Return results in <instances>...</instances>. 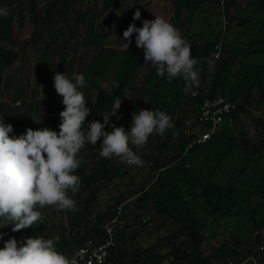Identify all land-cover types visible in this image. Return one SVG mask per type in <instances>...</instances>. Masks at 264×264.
Instances as JSON below:
<instances>
[{"label": "trees", "instance_id": "1", "mask_svg": "<svg viewBox=\"0 0 264 264\" xmlns=\"http://www.w3.org/2000/svg\"><path fill=\"white\" fill-rule=\"evenodd\" d=\"M39 1L28 0L30 13H32V30L24 43L40 42L44 44L43 50L39 52L41 67L48 64L49 52L55 49L59 51V58L53 71L58 70L65 63L67 65L66 75L70 78L73 74L84 75L86 85L80 91L84 93L87 106L91 109L90 115L86 118L87 122L95 119L103 123V116H111L112 105L119 97L122 100L119 110H122L124 115L131 117L130 123L126 125L127 130L132 122V114L140 109L167 112L172 118L174 127L168 130L164 136L156 134L150 136L147 143L140 148L141 152L133 147V150L144 160V164L148 166L152 175L144 183L135 186L127 193L118 194L112 204H107L105 207L96 202L99 190L97 182H111L116 178H121L128 170L126 164L121 163L118 158L109 159L99 155L102 139L95 146L89 145L86 153L80 157L82 163L75 173L81 178L80 189L72 197L76 201L78 210H65L64 212L58 211L55 207L46 206L41 209V220L32 228L12 232L9 225L0 229V232L4 233L3 240L15 238L18 242H22L28 237L38 236L53 239L58 236L60 240L58 239L56 244L57 249L69 257L84 240L94 239L101 242L106 238L103 229L104 221L112 218L125 200L133 196H138L142 200L153 196L152 208L155 214L161 218L160 223L170 227L175 224V227L172 226L169 233L157 239L153 244L145 248L132 246L130 252L127 253L125 250L129 247L127 242L133 239H127L126 231L131 225L128 221L123 231L116 235V245L110 248L108 260L111 264L218 263L229 259L239 260L255 254L258 249L254 247L263 245L264 242V235L260 232L254 236L247 235L244 240L235 237V241L242 244L240 249L224 241L219 245L218 253L204 255L199 247L202 240L207 238L209 226L206 221L201 222L195 219L187 209L192 202L203 200L210 207V214L213 215L215 221L226 220L231 226L233 219H254L250 210L244 208V204L248 203L255 194L264 196V177L261 186L247 190V195L240 198L242 202L237 199L240 189L236 182L251 160L261 157V151L264 148V119L258 120L254 117V111H251L254 119L253 126L256 128L255 132L260 136V140L255 143H251L249 138L242 140L247 158L243 167L239 169V173L232 180L223 183L213 176L222 157H218L216 164L208 171L207 176H204L201 170L195 172L191 168L188 169L186 164H181V159L185 155L197 146L209 144L210 139L218 141L223 136L228 137L232 126L223 125L206 141L207 143H192L198 136V132L192 131V129L196 125L206 129L209 123L198 120V114H196L195 121L187 127L182 117L177 113L179 106L172 101L171 95L184 89L185 82L182 78L173 79L169 83L166 77L157 76L155 69L151 67L145 74L143 83L136 88L137 93L134 100L130 102L131 99L127 92L133 87L138 70L144 60V54L143 50L138 48L135 43L130 44L128 49L106 45V28L108 25L117 23L116 13L113 10L95 22L97 11L89 7V0H41L43 3L40 4ZM96 1L94 0V3ZM115 1L104 0L103 2L105 7H109ZM236 1H227L222 14L225 17L224 26L228 32L233 29L234 22L238 26H243L250 18L249 16L238 17L239 5ZM13 2L0 0V8L9 10V15L6 18L0 17V86L4 84L3 70L11 65L22 52V49L20 51L18 49L22 40L14 32L15 23L13 20L14 16L18 14L17 25L22 27L24 19L21 11L23 8L19 4V0L17 2L13 0ZM205 2L218 3L217 0H174L173 13L168 20L175 27L178 22L184 23L182 36L191 46L192 57L199 62L197 65L199 72L208 64H212L214 69L210 87L205 89L206 86H196L200 90L199 96L193 99L189 92L187 98L195 103L202 100L204 95L225 94L236 103V115L241 108L238 97H247L254 90L258 96L248 103L254 104L255 108L264 110V19L257 22L258 26L256 25L254 32L250 33L252 38L246 42V45L240 46L244 49L240 59H234L229 53L232 52L235 44H229L232 46L231 50L229 52L221 51L216 58L214 55L215 45L219 41L218 36L210 38L204 36L203 33L192 31L195 13L202 9V4ZM263 8L264 0H258L254 11L258 12ZM58 23L60 24L59 36L55 39H44L43 35L50 26ZM78 45L87 48L88 53L85 59L82 55H77ZM66 53H68L67 57ZM249 54H257L259 61L246 60L249 58ZM108 76H111L109 87L101 92V83L108 80ZM113 81H118L119 87H114ZM42 83L55 89L54 80L51 82L50 78L43 80ZM55 94L57 93L52 92L46 95L45 107L48 115L40 125L36 126V129L47 127L59 131L61 122L59 113L64 109V105L62 97ZM22 103L25 104L23 101ZM20 115L21 117L16 123L17 126H13L14 132L10 135L18 136L24 134L26 129L34 127V123L25 113H20ZM0 118H4L5 123L13 124L8 115L2 111H0ZM111 123L118 127L113 117H111ZM104 130L110 131L111 129L106 126ZM190 144L192 145L189 146ZM234 146L237 145L229 142L223 156L227 155ZM149 187L153 193L149 191ZM83 192H87L85 197H82ZM51 210L65 213V219H61L57 223H50L45 214ZM122 215L128 219L125 212ZM142 216L137 214L132 221L141 222ZM254 224L261 229L264 226V219L261 222L254 221ZM247 230H249L248 227ZM165 245L170 246V249L161 253L158 248ZM2 247L3 245L0 243V248Z\"/></svg>", "mask_w": 264, "mask_h": 264}, {"label": "rangeland", "instance_id": "2", "mask_svg": "<svg viewBox=\"0 0 264 264\" xmlns=\"http://www.w3.org/2000/svg\"><path fill=\"white\" fill-rule=\"evenodd\" d=\"M11 1L13 2V0ZM19 1V4L23 8L21 11L24 19L23 25L22 27L17 25V12L13 22L15 23L14 32L18 34L22 40L20 44L21 48H18L19 51L22 49V52L11 65L3 70L4 84L0 86V111L8 115L14 127L21 117L20 113H25L34 123L32 129L36 130V126L40 125L48 115L45 107V102L47 101L46 95L52 92L56 93L55 89L51 88V86L44 85L42 81L50 78L52 82L57 72L67 74V65L64 63L58 70L53 71L59 58V51L52 49L48 55V64L45 67H41L39 52L43 50L44 44L40 42L24 43V40L29 37L32 30V13H30L28 0ZM43 1L40 0L38 3H43ZM103 1L104 0H97L94 3V0H89V7L97 11L95 22L99 21L110 10L116 13L117 23L108 25L106 28L105 41L107 46L124 47V43H127V41L123 38V32L130 24L134 23L136 27H142L144 20L155 19V16H160L169 20L173 13L174 0H116L109 7H105ZM257 1L258 0L236 1L239 5L238 17L249 16L250 18L243 26H238L236 22H234L233 29L229 32L224 26L225 22L222 18V9L214 2H205L202 4V9L195 13L192 31L203 33L204 36L210 38L217 35L219 41L216 44H218L220 52H229L232 48L229 44H235L232 52L229 53L234 59L238 60L241 54L244 53V49L240 46L246 45V42L252 38L250 33L254 32L256 25L258 26L257 22L264 19V8L258 12L254 11V6L257 4ZM137 10L141 13V19L134 21L133 16ZM59 26V23L51 25L44 33L43 38L46 40L49 38H57L60 34ZM176 28L182 33L184 30V23L178 22ZM135 35L134 33L132 36L131 44L135 43ZM184 39L186 40V38ZM87 53L88 50L85 46L78 45L77 55H82L83 59H85ZM67 56L68 53H66V57ZM251 59L255 62L259 61L257 54H251L249 58H246V60ZM75 62H77V60H75ZM150 69L151 67L147 63H144L143 60L133 87L127 92L131 99L130 102L134 100L137 93L136 88L143 83V78ZM213 75L214 69L212 64H208L205 68H202L199 72V85L203 87L206 86L205 89L210 87L209 84ZM110 77L111 76H108V80L101 83V92L108 89ZM257 96L258 93L253 90L247 97H238L241 108L235 115L236 121L230 129L228 137L223 136L218 141L210 139L208 141L210 142L209 144L197 146L181 159V164H186L188 169L191 168L195 172L201 170L204 176H207L208 171L216 164L218 157H222L213 176L216 180L223 183L232 180L233 177L239 173V169L243 167L244 161L247 158V154L243 149L244 144L242 140L244 138H249L251 143L260 140V136L255 132L256 128L253 126V114L258 120L264 119V110L255 108L254 104L251 105L248 103ZM171 99L179 106L177 113L182 117L187 127L191 126L196 119V104L191 101L190 98H187L184 89L182 91L178 90L176 94L175 92L172 93ZM22 101L25 102V104H23ZM18 102L20 103L18 104ZM251 111H254V113L251 114ZM117 115L119 119H117V116H113V118L116 120L118 127L123 126L127 131L126 125L130 123L131 117L124 115L122 110H118ZM199 128L200 125H196L192 131L198 132ZM229 142L235 143L237 146L232 147L227 155L223 156V152L228 148ZM150 147L153 148V146ZM88 148L89 145L84 147L80 151L79 157L85 154ZM140 148H137L139 152H141ZM126 168L128 171L125 172L121 178H116L108 183L101 181L97 182L99 187L97 192V204L103 205L104 207L107 204H112L113 199L118 196V194L127 193V191L132 190L135 186L144 183L146 179L148 177L150 178L152 175L148 166L145 164L140 167L126 164ZM263 177L264 148L261 151V157L251 160L239 175V179L236 182V185L240 189L237 199L245 197L248 189L261 186ZM149 191H152L151 187H149ZM86 195L87 192L82 193V197ZM152 198L153 196H150L148 199L142 200L138 196H133L121 204L122 212L128 215V220L131 223L126 231L127 239L133 238L127 242V245H129V247L125 249L127 253L130 252L132 246L145 248L153 244L157 239L169 233L172 226L175 227V224L170 227L160 223L161 218L155 214L152 208ZM244 208L250 210L254 219H233L231 222L232 225L229 226L226 220L215 221L213 215L210 214V207H208L203 200L191 203L187 209L190 215L201 222L206 221L209 226L207 238L202 240L199 247L204 255L218 253V247L224 241L232 246H236L238 249L242 248V244H238L235 241V237L244 240L247 235L254 236L259 232L264 235V226L259 229L258 226L254 224V221L261 222L264 219V196H262V194L253 195L248 203L244 204ZM137 214L139 216L144 215L148 217V221L144 224L133 222L132 220ZM45 215H47L50 223H57L61 219H65V213L54 210H51L48 214L46 212ZM106 221L107 219L104 223ZM242 223L243 226H241ZM260 225H262V223ZM247 227L249 230H247ZM56 238L60 240V237L57 236ZM0 243L4 246V240H0ZM162 244H164V242H162ZM262 244L264 245V242ZM260 246L261 245H256L254 247L258 249L254 255L260 259L261 264H264V248L261 249ZM169 249L170 246L168 245L158 248L161 253Z\"/></svg>", "mask_w": 264, "mask_h": 264}, {"label": "clouds", "instance_id": "3", "mask_svg": "<svg viewBox=\"0 0 264 264\" xmlns=\"http://www.w3.org/2000/svg\"><path fill=\"white\" fill-rule=\"evenodd\" d=\"M9 10L0 8V17ZM141 19L137 10L133 20ZM135 35V44L143 50L144 63L154 68L156 75L168 82L182 78L187 94L199 86L198 60L191 55V46L181 31L163 17L144 20L142 27L130 24L123 32L128 49ZM56 93L62 97L64 109L59 113V131L50 128L26 129L24 134L10 135L13 125L0 118V229L11 226L12 232L32 228L42 218L41 209L55 207L58 211H77L75 196L81 186L76 175L82 160L80 151L95 146L102 139L99 155L116 157L129 166H143L144 160L133 147L144 146L153 134L164 136L174 127L171 116L162 110L140 109L132 114L130 128L116 127L111 117L117 115L122 100L117 97L111 116L103 123L87 122L91 109L80 89L86 85L83 74L57 72L53 78ZM119 87L118 81H113ZM110 131H105V127ZM71 193V195H69ZM4 233L0 232V240ZM58 238L28 237L4 241L0 248V264H77L60 252Z\"/></svg>", "mask_w": 264, "mask_h": 264}, {"label": "built area", "instance_id": "4", "mask_svg": "<svg viewBox=\"0 0 264 264\" xmlns=\"http://www.w3.org/2000/svg\"><path fill=\"white\" fill-rule=\"evenodd\" d=\"M217 5L224 11L225 3L230 0H217ZM223 13V12H222ZM223 21L225 17L222 16ZM224 23V24H225ZM215 56L218 57L220 48L218 44L215 45ZM200 90L198 87L193 88L190 92V97L195 99L199 96ZM20 102H18L19 104ZM198 120L209 123L206 129H198V136L193 142L204 143L208 141L212 135L217 133L223 125L233 126L235 118L236 103L225 94H215L214 96H203L202 100L195 102ZM190 144L189 146H191ZM121 205L118 207L116 214L108 219L103 226L106 238L97 242L94 239H86L81 242L69 256L70 259H75L77 264H111L108 260L110 248L116 245L115 237L121 233L125 224L129 221L123 217ZM147 221V217H141V224ZM263 249V245L260 246ZM199 264H261L260 259L254 254L245 258L234 260L229 259L224 262L208 263L202 262Z\"/></svg>", "mask_w": 264, "mask_h": 264}]
</instances>
